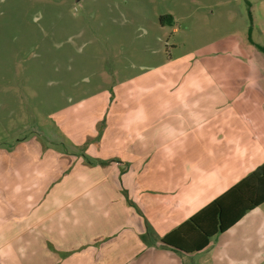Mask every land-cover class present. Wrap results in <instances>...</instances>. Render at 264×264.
<instances>
[{
  "label": "crops",
  "instance_id": "1",
  "mask_svg": "<svg viewBox=\"0 0 264 264\" xmlns=\"http://www.w3.org/2000/svg\"><path fill=\"white\" fill-rule=\"evenodd\" d=\"M263 48L171 56L0 146V264H264V203L202 250L163 242L264 165Z\"/></svg>",
  "mask_w": 264,
  "mask_h": 264
},
{
  "label": "rangeland",
  "instance_id": "2",
  "mask_svg": "<svg viewBox=\"0 0 264 264\" xmlns=\"http://www.w3.org/2000/svg\"><path fill=\"white\" fill-rule=\"evenodd\" d=\"M225 38L263 48L264 0H0V146L49 135L54 114L97 90Z\"/></svg>",
  "mask_w": 264,
  "mask_h": 264
},
{
  "label": "trees",
  "instance_id": "3",
  "mask_svg": "<svg viewBox=\"0 0 264 264\" xmlns=\"http://www.w3.org/2000/svg\"><path fill=\"white\" fill-rule=\"evenodd\" d=\"M160 21L170 25L175 22L172 14L162 15ZM262 203L264 165L181 224L164 237L163 242L184 252L202 250L213 236L232 227L248 211Z\"/></svg>",
  "mask_w": 264,
  "mask_h": 264
}]
</instances>
